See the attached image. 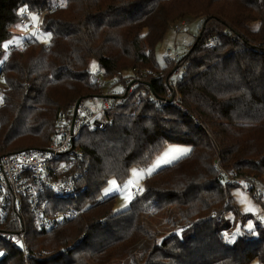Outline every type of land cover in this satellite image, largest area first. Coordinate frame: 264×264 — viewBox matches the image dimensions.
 <instances>
[{
  "label": "trees",
  "instance_id": "trees-1",
  "mask_svg": "<svg viewBox=\"0 0 264 264\" xmlns=\"http://www.w3.org/2000/svg\"><path fill=\"white\" fill-rule=\"evenodd\" d=\"M48 1L0 0V61L15 34L17 8L37 9ZM63 1L43 18L48 40H34L14 52L0 69L5 85L0 156L46 148L57 117L97 92L92 68L108 76L127 74L133 67L158 68L154 48L171 21L192 12L201 15V25L179 61L186 63L179 91L188 114L132 96L129 104L109 112L106 128L84 129L75 142L80 156L74 168L85 190L69 199L51 198L53 210L75 209L76 214L45 231H37L29 217L30 264H89L132 232L143 202L163 194L190 201L214 197L206 256H191L185 264H264L262 218L258 222L254 214L242 212L232 195L240 187L236 178L264 173V0ZM224 29L228 33L217 46H203L206 37ZM150 83L161 95L162 81ZM168 144L187 145L190 151L146 176L142 192L126 209L113 211L116 194L98 199L109 179L122 183L131 168L146 166ZM216 164L225 173L217 172ZM247 192L253 195L252 188ZM185 219L192 221L187 214ZM249 222L251 230L245 228ZM3 224L7 231L19 228L18 221ZM236 227L239 233L229 242L226 233ZM179 235L185 247L195 244L194 227L186 226ZM4 246L8 254L0 264H24L17 248ZM162 246L163 241L157 247ZM150 252L139 264H168L149 259Z\"/></svg>",
  "mask_w": 264,
  "mask_h": 264
},
{
  "label": "built area",
  "instance_id": "built-area-1",
  "mask_svg": "<svg viewBox=\"0 0 264 264\" xmlns=\"http://www.w3.org/2000/svg\"><path fill=\"white\" fill-rule=\"evenodd\" d=\"M48 3L37 9L28 5L17 8L15 34L4 46L0 69L14 52L39 40L44 34L42 23L45 15L65 4L63 0H49ZM189 21L188 17H182L172 22L171 27L180 32ZM226 33L227 29H224L220 34L206 37L203 46L214 48L220 36ZM181 57V54L168 50L164 64L158 68L133 67L127 74L116 76H108L100 67L92 68L90 79L97 86V92L80 99L76 109L74 103L65 114L57 117L46 148L20 150L0 156V225L5 222L19 223L17 230L7 231L0 227V242L3 243L0 246V261L8 254L4 245H9L22 253L24 264H30L26 242L29 217L37 231H45L76 214L75 209L53 210L51 198L69 199L85 190L81 175L74 168L76 157L80 156L75 142L84 129L95 131L106 128L110 120L109 112L126 105L132 96L147 100L157 108L173 106L188 114L181 105L179 91L186 64L179 62ZM150 79L162 81L161 95L155 92ZM117 85L122 86L120 91H115ZM189 117L198 122L194 116ZM214 168L219 173H225L218 164ZM141 190V187L135 189L134 196Z\"/></svg>",
  "mask_w": 264,
  "mask_h": 264
},
{
  "label": "rangeland",
  "instance_id": "rangeland-1",
  "mask_svg": "<svg viewBox=\"0 0 264 264\" xmlns=\"http://www.w3.org/2000/svg\"><path fill=\"white\" fill-rule=\"evenodd\" d=\"M200 16L201 15L192 12L184 14L182 17H188L190 21L188 26L180 32H175L171 24L182 17L171 21L163 38L157 42L154 48V58L158 64H164L165 53L168 50L177 52L181 54V56L186 53L189 44L197 35L199 26L201 25ZM39 40L42 42L47 41L48 35H42ZM0 78L1 104L2 91L5 85L3 75H1ZM121 89V85L115 87V91H120ZM189 151L190 146L187 145H166L146 166L131 168L128 177L122 183H117L114 178L109 179L106 185L101 188L98 199L116 194L113 211L116 212L126 209L131 201L137 199L142 192L141 190L136 196L133 194L135 189L143 187V180L146 176L157 171L161 167L172 164L179 158L185 156ZM230 179L231 178H228L229 181ZM235 182H237L240 187L234 189L233 192L237 194V203L242 211L252 213L256 216L258 215L255 213L256 211L260 214H264V173L258 176V178H236ZM250 188H252L253 195L247 192ZM165 195L166 194L157 195L150 198L149 201L143 202L141 212L134 221L135 226L132 232L110 250L92 257L89 260V264H99L100 261H104L105 264H139L140 262L142 263L143 260L145 262L147 255L151 251L150 247L153 242L154 248H151V258H149L153 261L159 260L168 264H185L189 261L191 256L195 259L199 256L200 258L205 257L206 252L204 253L203 247L208 243L207 233L209 232V217L211 216L210 214H212L211 209L213 208L209 204L214 198L213 195L210 196L206 194L205 197H202V200L199 196L193 201H190V199L186 197L182 198L178 196V198H176L177 196L175 195ZM204 206L205 209L201 211ZM193 207L197 210H193ZM199 209L200 212L196 215ZM186 214L192 218L191 222L186 221ZM228 215L231 216L230 214H227V216ZM260 220L258 222H260ZM261 221L264 220L262 219ZM248 224L249 223L245 226L247 230H249L247 227ZM262 225L264 226L263 222ZM186 226L194 227L195 229V244L188 247L179 243L181 240L179 234ZM234 230L236 231L237 227L234 228ZM235 231H230V234L228 233L229 235L226 234L228 236L231 235V238ZM162 241L163 246L157 247L160 246ZM251 264L258 263L254 261Z\"/></svg>",
  "mask_w": 264,
  "mask_h": 264
},
{
  "label": "snow or ice",
  "instance_id": "snow-or-ice-1",
  "mask_svg": "<svg viewBox=\"0 0 264 264\" xmlns=\"http://www.w3.org/2000/svg\"><path fill=\"white\" fill-rule=\"evenodd\" d=\"M249 210H250V209H249ZM247 227H248L249 230H251V229L253 228L252 223L249 222V224H248ZM238 233H239V229H237V233H236V234H233L232 237H231L230 239H229V237H228L227 234H226L225 239L228 240L229 242H232V241L235 240V237H236V235H237Z\"/></svg>",
  "mask_w": 264,
  "mask_h": 264
},
{
  "label": "crops",
  "instance_id": "crops-1",
  "mask_svg": "<svg viewBox=\"0 0 264 264\" xmlns=\"http://www.w3.org/2000/svg\"><path fill=\"white\" fill-rule=\"evenodd\" d=\"M234 189L232 190V195H233V197L236 199V201L238 200L237 198H236V196H237V194H235L234 192ZM241 209V208H240ZM241 211H242V209H241ZM242 212H244V211H242ZM246 213V212H245ZM255 213H257L258 215H257V218L260 220L261 218L264 220V214H260L259 212H255ZM263 223H264V221H262Z\"/></svg>",
  "mask_w": 264,
  "mask_h": 264
},
{
  "label": "water",
  "instance_id": "water-1",
  "mask_svg": "<svg viewBox=\"0 0 264 264\" xmlns=\"http://www.w3.org/2000/svg\"><path fill=\"white\" fill-rule=\"evenodd\" d=\"M79 101H80V99L76 100V102H75V109H76V107H77Z\"/></svg>",
  "mask_w": 264,
  "mask_h": 264
}]
</instances>
